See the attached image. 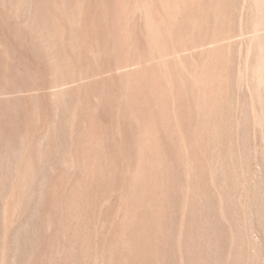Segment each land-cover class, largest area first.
Returning a JSON list of instances; mask_svg holds the SVG:
<instances>
[{
  "label": "rangeland",
  "instance_id": "obj_1",
  "mask_svg": "<svg viewBox=\"0 0 264 264\" xmlns=\"http://www.w3.org/2000/svg\"><path fill=\"white\" fill-rule=\"evenodd\" d=\"M0 264H264V0H0Z\"/></svg>",
  "mask_w": 264,
  "mask_h": 264
}]
</instances>
